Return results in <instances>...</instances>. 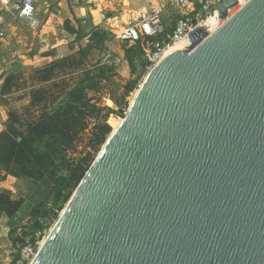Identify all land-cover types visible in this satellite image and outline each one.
I'll return each instance as SVG.
<instances>
[{
	"label": "water",
	"instance_id": "obj_1",
	"mask_svg": "<svg viewBox=\"0 0 264 264\" xmlns=\"http://www.w3.org/2000/svg\"><path fill=\"white\" fill-rule=\"evenodd\" d=\"M216 13L149 72L33 264H264V0Z\"/></svg>",
	"mask_w": 264,
	"mask_h": 264
},
{
	"label": "rangeland",
	"instance_id": "obj_2",
	"mask_svg": "<svg viewBox=\"0 0 264 264\" xmlns=\"http://www.w3.org/2000/svg\"><path fill=\"white\" fill-rule=\"evenodd\" d=\"M172 1L63 0L65 9H71V7L85 9L86 22L83 24V36L89 37L85 38L84 43L87 41L90 43V36L96 35L95 32L99 29L100 36H96L98 50L91 54L92 59L89 61L87 69L76 77V81L77 83L82 81L86 85V81L90 77L100 78L98 80L101 81L99 97L102 99L97 104L100 107L111 108L112 112L107 119L108 125L113 117L118 122L128 113L137 91L152 69V64L149 62L145 50L141 52V49L137 47L138 43L145 41V38L140 36L139 40H123L121 38L122 33L137 27L142 19L160 11L162 21L168 31L167 35H171L177 22L186 15L184 12L173 11L171 8ZM45 10L44 16L47 15ZM0 15L4 19L7 18L1 12ZM93 17H96V21H98L97 18L101 19L102 22L99 27L93 24ZM11 27L14 30L8 28L9 33L16 34V38L9 46L10 49L0 47V62L3 64H10L17 60V53L20 50L30 51L35 40V34L27 27L15 22L11 23ZM137 30L139 29L137 28ZM167 35L160 37L156 42L165 41ZM100 38L102 39L100 40ZM127 49H130L132 53L134 52L131 59L126 56L125 50ZM14 53L17 57H14ZM95 62L99 64L98 67H95L98 64L93 65ZM129 82L134 85L135 90L126 96L127 83ZM110 98L117 100L119 106H115ZM67 99V95H64L58 103V107ZM57 108H53L51 111ZM106 113L103 112L102 115ZM18 131H20L18 126L12 127L8 124L0 134V192H9L14 199H24L25 201V206L17 215V222L13 221L8 226V220H0V264H16L26 239L36 237L33 227L37 221L46 225L48 233L54 228L53 226L60 219L66 204L69 203L64 202L63 198L58 202L56 201V180L69 175L72 160L82 153V147L87 144L85 140L77 149L64 151L58 143L53 140H46L32 146L37 159L30 157L22 164L16 162L9 164L6 150L2 147L8 144L11 139L20 140ZM98 153H93L96 158ZM45 213H48L47 217H44Z\"/></svg>",
	"mask_w": 264,
	"mask_h": 264
},
{
	"label": "trees",
	"instance_id": "obj_3",
	"mask_svg": "<svg viewBox=\"0 0 264 264\" xmlns=\"http://www.w3.org/2000/svg\"><path fill=\"white\" fill-rule=\"evenodd\" d=\"M63 28L67 33L76 35L79 39L89 37L83 36V23L81 20L67 18L63 21ZM98 32L96 30V35L90 36L88 47L80 51V56L83 59H87L88 64L90 52L98 50V46L96 45V36H100ZM145 42L146 40L137 45L141 49V52L145 50ZM125 52L126 56L131 59L134 52L132 53L130 49L125 50ZM88 64L83 65L81 73L87 69ZM94 64L98 63L95 62ZM98 66L99 64L95 67ZM99 79V77L92 76L87 79L86 85L82 81L78 83L75 81L77 84L65 90L64 95H67V101L61 103L60 107L54 111H43L36 120L21 119L20 116L9 113V125L12 127L18 126L20 130L18 131L20 140L8 139L9 143L2 147L6 150V155L8 156L7 162L9 164H13L14 162L22 164L30 157L37 159L32 150V146L35 143L53 140L64 151H73L81 146L82 141H87V144L82 147V153L75 159H71L72 163L69 167V175L56 180L57 202L62 198L66 203L70 201L74 191L78 188L96 160V156L93 153L100 152L112 133V128L115 130L119 124V121L117 122L113 117L109 121L111 128L107 124L108 115L112 112L111 108L100 107L97 104L102 99L99 97L101 89V81H98ZM127 86L126 96L135 90L134 85L130 82L127 83ZM110 100L115 106H119L117 100L114 98H110ZM103 112L107 113L102 115ZM24 204V199H14L11 193L0 192V216L7 217L10 220L9 224L13 221L17 222V215L21 212ZM47 216L48 213H45L44 217ZM44 229L45 226L40 221L34 224V232Z\"/></svg>",
	"mask_w": 264,
	"mask_h": 264
},
{
	"label": "crops",
	"instance_id": "obj_4",
	"mask_svg": "<svg viewBox=\"0 0 264 264\" xmlns=\"http://www.w3.org/2000/svg\"><path fill=\"white\" fill-rule=\"evenodd\" d=\"M39 10L42 30L35 35L32 49L20 50L17 60L5 64L0 97V134L10 123V112L19 114L21 119L36 120L43 111L57 108L65 90L75 85L83 65L88 64L87 59L80 56V51L88 47L89 41L84 43L85 39H79L63 28V21L67 18L81 20L84 24L85 9H65L63 0H43ZM93 18V24L99 27L101 19L96 21V17ZM91 59L92 55L88 60ZM0 220H8L9 226L7 217L0 216Z\"/></svg>",
	"mask_w": 264,
	"mask_h": 264
},
{
	"label": "built area",
	"instance_id": "obj_5",
	"mask_svg": "<svg viewBox=\"0 0 264 264\" xmlns=\"http://www.w3.org/2000/svg\"><path fill=\"white\" fill-rule=\"evenodd\" d=\"M42 1L43 0H0V12L7 17L4 19L0 15V47H9L13 39L16 38V34H10L8 29L12 28L11 23L13 22L27 27L35 35L40 33L42 30V21L39 5ZM217 3L218 0H173L171 3L172 10L184 12L186 15L177 22L171 35H167L168 31L162 21L161 12L157 11L154 15L142 19L137 27L122 33L121 38L123 40H139L140 36H143L146 40L145 52L147 53L149 62L152 64V67H154L162 60L166 51L174 47L188 44L190 42L188 34L193 29L200 26L205 28L203 24L204 15ZM137 28L139 30H137ZM12 30H14V28H12ZM209 34L211 33L209 32ZM166 35L165 41L156 42L160 37ZM4 75L5 64L0 62V97ZM41 224L45 226V229L36 232L35 238L26 239L20 250L16 264H33L35 261L36 255H38L40 249L44 245L45 239H47L50 234L48 233L49 231L46 225H44L43 222H41Z\"/></svg>",
	"mask_w": 264,
	"mask_h": 264
},
{
	"label": "bare ground",
	"instance_id": "obj_6",
	"mask_svg": "<svg viewBox=\"0 0 264 264\" xmlns=\"http://www.w3.org/2000/svg\"><path fill=\"white\" fill-rule=\"evenodd\" d=\"M250 0H239V2H240V7H243V6H245L248 2H249ZM239 10V7L238 8H236V9H233V10H231V14H234V13H236L237 11ZM222 25V21L220 20V18L218 17V14L216 13L214 16H212V17H210L205 23H204V27L210 32V33H214L220 26ZM179 47V46H178ZM174 48H176V47H174ZM173 49V48H172ZM171 49V50H172ZM170 51V50H169ZM166 53H168V51H166ZM165 53V54H166ZM156 66V65H155ZM154 66V67H155ZM154 67H152V69L154 68ZM151 69V70H152ZM150 70V71H151ZM135 97H136V95H135ZM135 97H134V99H135ZM134 102V100L132 101V103ZM122 122H123V120L121 119L120 121H119V124L117 125V127L115 128V130H117L119 127H120V125L122 124ZM114 130V131H115ZM67 205V204H66ZM68 206V205H67ZM67 206H66V208H67ZM65 208V209H66ZM65 211V210H64ZM64 211L62 212V214H61V217H62V215L64 214ZM53 227H55V226H53ZM54 229V228H53ZM53 229L50 231V232H52L53 231ZM46 240L47 239H45V241H44V244L46 243Z\"/></svg>",
	"mask_w": 264,
	"mask_h": 264
}]
</instances>
